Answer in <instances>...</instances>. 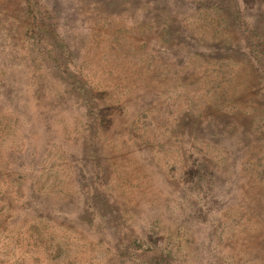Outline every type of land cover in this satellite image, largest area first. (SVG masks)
Returning <instances> with one entry per match:
<instances>
[{"label": "rangeland", "instance_id": "1", "mask_svg": "<svg viewBox=\"0 0 264 264\" xmlns=\"http://www.w3.org/2000/svg\"><path fill=\"white\" fill-rule=\"evenodd\" d=\"M107 1L110 0H0V48L7 45L13 47L20 42L19 33L25 26L22 6L26 3L39 11H45L43 17L46 12L52 14V11H57L59 22L67 27L70 26V17L85 12L91 21L99 19L101 22L105 17L110 22L105 25L97 23L91 28L92 22H86L82 13L78 19L72 17L74 26L70 34L76 40L77 47L75 56H69V59H84L85 62L89 59L94 62L93 68L99 70L112 61L110 57L119 62L124 59L107 55L110 51L104 41L109 32L118 29L129 15L150 13V18L155 19L166 11H172L170 8L174 6L176 14L185 11L191 19L198 11H207L210 12L208 23L203 22L199 30L206 35L219 36L223 31L212 23L217 15L211 11L229 15L228 11L232 9L233 3V0H219L221 8H213L208 6L207 0H184L190 5L185 8V5L177 6V3L165 6L156 0H151L150 4L149 0H111V4ZM89 11L90 15L87 14ZM245 13L253 16L240 17L239 23L230 28L229 35L239 38L248 35V45L254 50L252 53L264 56V0H244L242 14ZM114 15L116 16L112 19ZM51 20L55 21L54 17ZM37 23L53 35L52 43L56 42L54 30L48 29L55 22L53 25H46L38 19ZM91 29L93 36L90 44L89 40L83 44L82 32L87 36ZM99 38L102 41L93 46L94 39ZM130 38L135 37L129 35L126 40L129 41ZM207 44L211 46L212 43ZM15 56L18 57L17 54ZM243 59L236 57L232 60L234 64H231L232 71L223 98L246 112L245 120L252 131L245 135L241 157L236 159L241 164L235 167L236 178L233 181L236 183L235 187H239L240 195L237 201L227 197L221 198V201L216 200L221 203L220 216H214L211 210L215 203L213 200L207 202V207L200 209L195 204L189 187H175L174 181L182 173L171 175L169 168L174 157L160 156L147 163L138 160L126 149L115 150L110 146L111 152L107 153L104 160L107 176L114 181L117 190L116 199L106 216L107 221L112 224L116 212L121 213L126 224L133 218L138 219L136 217L143 219L138 221L150 233L151 250L158 243L164 246V250H156V253L164 257L165 264H264V124L258 129L254 127L255 124L264 123V120L259 119L262 116L259 110L263 104L256 91L252 90L254 74L251 65ZM96 76L101 80V89L115 85L113 75H109L106 80L98 73ZM121 77L122 80L127 78L126 69L122 70ZM192 78L195 77L187 76L188 81ZM201 78L199 76L196 79ZM184 81L182 77L155 75L150 72V108L155 115V126L156 120L165 121L164 111L167 107H170L172 115L187 112L184 101L188 96L192 98L191 107L194 110L201 108V101L206 97H201V90H197L198 84H187L189 88L186 90ZM21 87L18 85L15 89L19 90ZM2 90L6 101L13 99V92L5 91L3 86ZM116 90L117 88H112L113 92ZM132 94L131 88H121L118 104L113 101L103 104L108 129L109 126L120 125V118L117 124L118 115L114 114L120 102L124 105L128 119L137 109L136 103H131ZM31 102H27L24 109L25 120L17 124L13 122L14 127L9 131L8 125L3 124L7 122V118L0 115V264H118L119 256L106 250L107 246L111 248V242H101L96 238V242H90L89 238L93 236L87 229L71 220L50 214L57 208L62 211L70 208L76 199L70 196L75 180L79 183L86 180L80 170L76 172V168H80L78 154L74 151L63 153L57 133L53 131L57 129L58 135L65 132L66 142L71 138L75 139L84 131L81 123L83 118H73L74 110L68 111L67 98H61L56 104L59 114L55 116L47 111L41 115L36 113L34 118ZM0 112L7 115L2 101ZM238 117L239 114H236L235 118ZM62 122L66 125L61 127ZM3 163H9L10 169H2L6 167ZM19 171L24 180L30 181L25 187L36 196L37 202L31 200L33 205L24 198V186L17 188L13 185ZM162 182L164 184L161 186ZM166 186L175 191L179 198L170 197L171 191ZM226 190L225 183L215 188L219 195ZM83 196L86 197L80 195V198ZM141 244V248L147 247L145 242ZM150 264L154 263L150 261Z\"/></svg>", "mask_w": 264, "mask_h": 264}, {"label": "trees", "instance_id": "2", "mask_svg": "<svg viewBox=\"0 0 264 264\" xmlns=\"http://www.w3.org/2000/svg\"><path fill=\"white\" fill-rule=\"evenodd\" d=\"M112 2L107 1L108 4ZM156 2L165 6L177 3V6L180 4L185 5V8L190 7L189 2L184 0ZM206 2L210 7L221 8L219 0ZM231 8L229 15L211 11L217 15V19L212 23L223 31L219 36L214 35L215 37L199 30L203 22L208 23L210 12L207 11H198L191 19L185 11L176 14L174 6L170 8L172 11H166L155 19L150 18V13L129 15L118 29L109 32L104 41L110 51L107 55L124 59L119 62L110 57L111 62L96 70L93 68L94 62L89 59L86 62L84 59H69V56H75L77 47L76 40L70 34L74 26L72 17L78 19L82 13L86 22H92L91 28L97 23L109 24L110 20H105L104 17L101 22L99 19L91 21L85 12H79L69 18L70 26L67 27L59 22L57 11H52V14L46 12L43 17L45 11H39L26 3L22 6L25 26L19 33L20 42L13 47L7 45L0 48V101L5 104L7 111V115L3 112H0V115L7 118L8 124L3 123L8 125L7 131L14 127L13 122L17 124L25 120L24 109L29 101L33 104L31 106L34 118L36 113L41 115L47 111L51 112V116L58 115L59 108L56 104L61 98H67L70 109L68 111L74 110L73 118H83L81 123L84 125V131L75 139L71 138L66 142L65 132L58 135L57 129L53 131L57 133L63 153L74 151L78 154L77 162L80 168L77 167L76 172L80 170L86 180L82 183L75 180L70 196L76 199L70 208L65 211L57 208L50 214L71 220L87 229L93 236L89 238L90 242H96V239L111 242V248L107 246L106 250H111L119 256L118 264H150V261L154 264H165L164 257L156 253V250H164V246L158 243L154 250H151L150 233L138 221L143 220L139 217L126 224L120 212H112V224L117 227L107 221L106 216L111 209L110 205L116 199L117 191L114 181L107 176L104 163L107 153L111 152L110 146L115 150L126 149L138 160L147 163L160 156L174 157L175 160L171 161L169 168L171 175L182 173L175 179V187H189L195 204L200 209L207 207V202L213 200L215 203L211 210L214 216L222 214L221 203L216 200L221 201V198L226 197L238 200L240 190L238 186L235 187L233 179L236 178L235 167L241 163H237L236 159L241 157L245 135L250 134L252 130L246 123V112L233 102L228 103L223 97L234 64L232 60L243 57V60H247L251 65L254 74L252 90L256 91L263 104L259 110L262 115L259 119L264 120V56L252 53L254 50L248 45V35L240 38L229 35L230 28L239 23L240 17L251 15L242 14L244 0H233ZM87 14L90 15L91 12ZM115 16H111L112 19ZM52 17L55 21L51 20ZM38 19L46 25H53L55 22V25L48 29L54 30L56 42L52 43L53 35L39 26ZM89 33L90 35L85 36L82 32L83 44L88 40L90 44L92 29ZM129 35L135 37V40L130 38L131 40L127 41ZM101 41L100 38L94 39L93 46ZM207 43L212 44L210 46ZM150 49L153 50L151 54ZM102 57L101 55L100 58ZM125 69L127 78L131 77L129 80L126 77L122 80L121 72ZM196 71L198 74H195ZM150 72L155 75L182 77L186 90L189 88L187 84H198L197 90H201V97H206L201 101V108L194 110L191 107L192 98L188 96L184 101L187 112L172 115L170 107H167L164 111L165 121L156 120L155 126V115L150 108ZM96 73L105 80L109 75H113L115 85L112 88H117L116 92H113L112 88L101 89V80ZM188 75L195 78L188 81ZM199 76L202 78L196 79ZM18 85L26 86L15 89ZM2 86L5 91L14 93L13 99L6 101ZM121 88L133 90L131 103L134 101L138 107L128 119L124 105L120 102L114 111V114L118 115L117 124L120 118V125L109 126L108 129L104 120L106 110L102 107L109 101L118 104L117 98ZM162 113L163 111L160 112ZM236 114H239L238 118H235ZM263 124H255L254 127L258 129ZM64 125L66 124L62 122L60 126ZM5 166L2 169H10L9 163ZM19 173L20 171L17 172L13 180L16 183L13 185L17 188L24 186L26 197L23 196L33 205L31 200L37 202L36 196L32 190L25 187L30 181L24 180L23 175ZM223 183L226 184L227 190L219 195L215 188ZM163 184L162 182L161 186ZM166 188L169 189L167 186ZM80 195L86 197L80 198ZM29 196L32 198L28 199ZM171 196L179 198L175 191H171ZM142 242H145L147 247L141 248Z\"/></svg>", "mask_w": 264, "mask_h": 264}]
</instances>
